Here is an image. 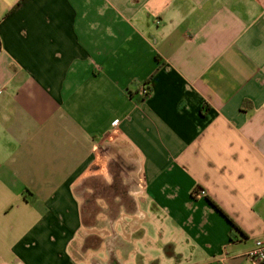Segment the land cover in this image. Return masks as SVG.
Masks as SVG:
<instances>
[{
	"label": "crops",
	"instance_id": "obj_1",
	"mask_svg": "<svg viewBox=\"0 0 264 264\" xmlns=\"http://www.w3.org/2000/svg\"><path fill=\"white\" fill-rule=\"evenodd\" d=\"M262 237L264 0H0V264H257Z\"/></svg>",
	"mask_w": 264,
	"mask_h": 264
},
{
	"label": "built area",
	"instance_id": "obj_2",
	"mask_svg": "<svg viewBox=\"0 0 264 264\" xmlns=\"http://www.w3.org/2000/svg\"><path fill=\"white\" fill-rule=\"evenodd\" d=\"M141 93L147 94L148 89L142 87ZM200 193L203 194L204 190H201ZM247 256L254 259L257 264H264V237L255 240L254 246L247 252Z\"/></svg>",
	"mask_w": 264,
	"mask_h": 264
},
{
	"label": "trees",
	"instance_id": "obj_3",
	"mask_svg": "<svg viewBox=\"0 0 264 264\" xmlns=\"http://www.w3.org/2000/svg\"><path fill=\"white\" fill-rule=\"evenodd\" d=\"M147 94H148V93H147ZM147 94H146V95H147ZM224 215L227 216V218L230 220V222H231L234 226H236L235 223H234V221H233L231 218H229L228 215H226V214H224Z\"/></svg>",
	"mask_w": 264,
	"mask_h": 264
},
{
	"label": "rangeland",
	"instance_id": "obj_4",
	"mask_svg": "<svg viewBox=\"0 0 264 264\" xmlns=\"http://www.w3.org/2000/svg\"><path fill=\"white\" fill-rule=\"evenodd\" d=\"M114 174H116L115 172H114ZM83 185V184H82Z\"/></svg>",
	"mask_w": 264,
	"mask_h": 264
}]
</instances>
